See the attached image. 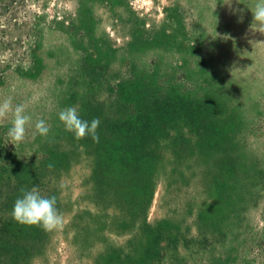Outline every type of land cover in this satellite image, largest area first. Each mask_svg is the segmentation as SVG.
I'll return each mask as SVG.
<instances>
[{
  "label": "rangeland",
  "instance_id": "374dc122",
  "mask_svg": "<svg viewBox=\"0 0 264 264\" xmlns=\"http://www.w3.org/2000/svg\"><path fill=\"white\" fill-rule=\"evenodd\" d=\"M254 3L0 0V100L31 115L16 145L0 122V264H264ZM22 186L56 197L61 229L13 220Z\"/></svg>",
  "mask_w": 264,
  "mask_h": 264
},
{
  "label": "clouds",
  "instance_id": "9594fccd",
  "mask_svg": "<svg viewBox=\"0 0 264 264\" xmlns=\"http://www.w3.org/2000/svg\"><path fill=\"white\" fill-rule=\"evenodd\" d=\"M239 2V0H238ZM252 13V23L250 28L261 34H264V0H255V3L249 7ZM11 117V127L8 130L10 143L13 145L24 141L26 136V126L31 122V115L26 112L25 104L13 106L12 98L8 97L0 100V122L8 120ZM59 120L63 123L65 130L74 134L77 140L85 136H91L94 142L99 141L97 128L100 124L99 119L88 121L82 120L75 107H68L60 111ZM49 126L43 119L35 124V133L40 136H47ZM20 197H18L13 206L12 218L19 225L37 226L46 232L59 230L64 225L63 215L56 207V197H45L40 194L38 188L31 190L20 188Z\"/></svg>",
  "mask_w": 264,
  "mask_h": 264
}]
</instances>
